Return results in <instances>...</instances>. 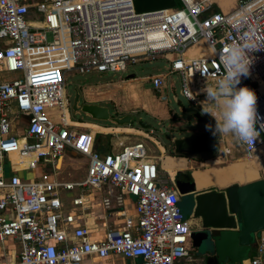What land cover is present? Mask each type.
Masks as SVG:
<instances>
[{
	"label": "built area",
	"instance_id": "1",
	"mask_svg": "<svg viewBox=\"0 0 264 264\" xmlns=\"http://www.w3.org/2000/svg\"><path fill=\"white\" fill-rule=\"evenodd\" d=\"M177 1L180 8L137 13L132 0H0V247L6 240L18 246L0 264H80L110 254L130 264H204L193 255L195 225L180 212L172 175L160 174L140 142L95 151L93 134L71 121L63 90L66 73H118L165 56V73L146 78L150 89L166 101L167 77L175 76L179 96L202 109L203 89L225 74L222 50L236 42L261 48L249 53L250 75L238 87L255 93L264 117V0H235L226 13L210 12L206 0ZM194 45L197 53L188 56L185 49ZM233 138L247 156L264 147V130L253 146ZM66 149L86 160L75 182L57 179ZM85 189H103L104 221L112 211L121 219L120 225L104 223L100 237L84 219L87 196L61 201L63 192ZM125 196L134 199L133 217L121 211ZM245 264H264V230Z\"/></svg>",
	"mask_w": 264,
	"mask_h": 264
},
{
	"label": "rangeland",
	"instance_id": "2",
	"mask_svg": "<svg viewBox=\"0 0 264 264\" xmlns=\"http://www.w3.org/2000/svg\"><path fill=\"white\" fill-rule=\"evenodd\" d=\"M234 1L235 0H227L225 13L232 8ZM207 3H210L211 7L216 10L221 9L218 3L214 0H209ZM176 7L180 8L178 3L176 4ZM197 51V45L188 46L185 49V53L189 55H195ZM168 63L169 58L167 59L165 56H159L153 60L128 65L123 72L118 73H66L64 75L65 84L63 90L71 121L79 123L78 125L90 123L98 127V130H91V134L94 136V143L96 141L98 142L96 144L97 149L101 148L102 151L111 152L112 148L114 150L117 149L118 146L115 143L117 140H122L123 142L133 141L134 143L140 142L147 146L150 145L153 156L156 157L159 156L161 152L172 155L171 137L177 139L181 136L185 137L192 133L205 131L212 134L215 129V119H211L209 114L203 113L202 109H199V111L198 108L191 106L189 102L179 96L178 80L175 76L167 77V88L162 92V94L167 98L166 101H160L157 94L150 89L146 78L160 73H165V67L168 66ZM130 75L132 77H130ZM74 90H76L79 95L77 107H80L83 104H96L103 106L108 109V113L112 117L130 115V124L120 127L108 121H92L83 114H72L70 106L74 97ZM172 97L177 99L179 104H175L172 101ZM196 112L199 113L201 118L204 120L205 125L199 123L197 119L193 117V114ZM137 121L147 123L150 125V128H139L137 126ZM20 123H22L23 126L26 125L27 118L20 117ZM206 125H211L212 131L206 130ZM103 129H129L131 131L110 134L108 139L105 140V138H101L100 134L97 132L99 130L102 131ZM21 130L22 127H18L17 131L19 134L21 133ZM109 138L113 139L110 140ZM231 145H235L233 135H225V141H222L219 138L218 142H216L215 151L206 155H196V157L200 160L202 159L212 162L213 168L223 166L225 163H227L226 165H230L237 160L235 155L224 152L225 150L229 151V146ZM159 148H162V151H160ZM259 151H262V149H257L254 152L255 154L253 153V156H256ZM79 157L80 156H78V154L72 152L70 149H66L63 152V166L66 164V161L72 163L66 168L64 166V173L62 172L63 177H65L66 173L72 175L70 180H76L82 176L84 166L76 164ZM170 158L172 157H165L163 161V165L165 167L168 166L167 159ZM39 167L41 170L45 169V166L43 165H38V170ZM263 168L264 161L261 164V171H258V179L256 180H264ZM160 174H163V172ZM161 176L164 177V175ZM61 201L64 203L67 202L68 199L63 197L61 198ZM192 201L193 199L191 197L184 196L179 198L178 206L185 219H188L191 215ZM67 209V206H65L64 211ZM110 226L111 223L108 222V227ZM211 249L212 245L208 241H204L194 250L193 255L194 257H200L204 261L206 256L211 253Z\"/></svg>",
	"mask_w": 264,
	"mask_h": 264
},
{
	"label": "water",
	"instance_id": "3",
	"mask_svg": "<svg viewBox=\"0 0 264 264\" xmlns=\"http://www.w3.org/2000/svg\"><path fill=\"white\" fill-rule=\"evenodd\" d=\"M132 4L137 13L175 8V0H132ZM78 99L79 95L74 90L70 106L72 114H83L92 121H108L120 127L131 122L130 115L112 117L106 107L96 104L77 107ZM193 117L204 124L199 113H194ZM137 126L141 129L150 128L142 121H137ZM171 146L173 155H206L215 151L216 139L209 132L192 133L172 140ZM173 181L180 196L193 192L189 175H175ZM192 199L190 216L199 220V229L190 233L191 246L196 249L204 241L212 245L204 264H241L246 260L255 246L258 233L264 230V180L232 184L222 192L206 191L196 194Z\"/></svg>",
	"mask_w": 264,
	"mask_h": 264
},
{
	"label": "crops",
	"instance_id": "4",
	"mask_svg": "<svg viewBox=\"0 0 264 264\" xmlns=\"http://www.w3.org/2000/svg\"><path fill=\"white\" fill-rule=\"evenodd\" d=\"M187 55L188 56H192V55H189V54H187ZM205 100H206V96H203V97H200L198 99V102L201 105V102L205 101ZM177 104H179V103H177ZM201 107H202V105H201ZM203 107L206 108L207 105H203ZM199 109L200 108H198V110ZM92 128H95L96 130H98V127L96 125L90 124V123H83L82 126H81V129L84 130V131H90L91 132V130H95V129H92ZM126 131H131V130H129V129H123V130H118V129H113V130L107 129L106 130V129H103L102 131L99 130L97 132H98V134H100L101 138H105V140H106V139H108L110 134H113V133H116V132L121 133V132H126ZM214 137L216 139V142H218L219 138L222 141H225V135H214ZM179 138H182V136L179 137ZM109 139L111 140L113 138H109ZM174 139H175L174 137H171L170 141H172ZM96 143H98V142H95L94 145H93V148H94L95 151L99 152L100 154H106V153L110 152V151H102L101 148L97 149L96 148ZM115 143L118 146L116 150H118V148L120 146H123V145H126V144H130V143H134V142L133 141H131V142H123L122 140H117V142H115ZM233 146L232 145L229 146V148H230L229 149V153L232 154V155H235L237 160H235V162L231 163L230 165H226L227 163H225V165H223V166H218L217 168H215V167L213 168L212 162H210L208 160L197 159L198 157H196V155H195V157L194 156L187 157V156L180 155L181 156L180 157V156H176V155H173V154L169 155V154H165V153L161 152V154L159 156H157V157L153 156L152 150L150 149V145L149 146L146 145V147H147V149L149 151V155L155 161L159 162V170L161 172H167L169 175L171 173L173 178H174L175 175H189V178L191 179V181L193 183V192L186 194L185 197H191V198H193L198 193H202V192H206V191L222 192V191H224L225 187H227L229 185H232V184L242 185V184H238V183H230V184H228L226 186L220 187L217 182H214V183L211 184L212 186H207V187H204V188H201V189H197L195 187L194 180H193V177H192L193 171L194 172H198V171L203 172L205 177H206V176H208L210 174L216 173V171H218V170L226 169L224 167L229 168V167L233 166L234 164L241 163V164H244L248 169H250V170L252 169V171L256 175V178L258 179V171L260 170L261 164H262V163H260L258 161V157H261V158L263 157L264 158V147L261 148L262 151H259L256 154V156H253L255 153L254 154L252 153L250 156H247L239 147L236 146V144L233 145ZM159 150L162 151V148H159ZM113 151H114V149L112 148L111 152H113ZM171 151H172V146H171ZM78 156H80V155H78ZM167 156L168 157H173V158H179V159L183 160L182 166L180 165L178 167H173L171 169H166V168L163 169L162 168V159H165V157H167ZM239 156H241V157H239ZM71 164L72 163H70L69 161H66V164L64 166L66 168L67 166H69ZM76 164L84 166L82 176L79 179L70 180L72 178V175L69 174V173H66L65 177H63L62 172L64 173V166H63V154H62L61 161H60V165H61L60 167H61L62 171L60 169V172H59V175L57 176V179L63 180V181H70V182H75V181H78V180L82 179L84 174H85L86 160L83 157L80 156L79 159L77 160ZM248 164H251L252 166L251 165H250L251 167L247 166ZM14 165H15V167H22L24 165V163L23 162H17ZM209 169L213 170V172L210 173V174H206V172ZM263 171H264V168H263ZM195 175H201V174L200 173L199 174L195 173ZM216 180L217 179H215L214 181H216ZM62 194H63L62 196H64V198H67V199L72 197V196L73 197L77 196L78 194H82V195H85V196L88 197V199L90 201V208L87 211V215L84 217V219L86 218L85 220H86V222H88V224L96 225L99 228L98 237H100L102 235L101 231H102L104 223H106L107 226H108V222L111 223V226L120 225L121 219H120V216L118 214V211H112L110 213V218L108 219V221L107 220L104 221V219H103V212L101 211V209L99 207V203H100L101 197L104 195L103 194V189L98 190V191L97 190H86V189L83 190V191L74 190L72 192H63ZM181 197L182 196H180L179 198H181ZM192 206H193V203H192ZM133 210H134V199L133 198L131 199L130 197H127V196L123 197V207L121 208V211L125 215L133 217L134 216V211ZM100 220H102V221H100ZM192 222L195 225L193 230L199 229V220L193 219ZM252 249L250 250V252L248 254V257L251 255ZM11 250H13L16 253L17 250H18V246L15 243H13L12 240H6L5 243H4L3 251H2V247H0V263H6L10 259H12V251ZM246 260L242 261L241 264H243V263L245 264ZM80 264H130V261L129 260H125V259L121 258L118 255L110 254L105 259H102V260L98 259L96 257H87Z\"/></svg>",
	"mask_w": 264,
	"mask_h": 264
},
{
	"label": "clouds",
	"instance_id": "5",
	"mask_svg": "<svg viewBox=\"0 0 264 264\" xmlns=\"http://www.w3.org/2000/svg\"><path fill=\"white\" fill-rule=\"evenodd\" d=\"M254 45L232 43L227 45L220 55L225 74L218 83L203 89L206 100L201 102L203 113L215 119L213 135H233L238 141L253 146L260 131L264 130V123L260 129L256 128L257 120H264L256 108L257 97L248 87H238L241 77L250 75L252 58L249 53L260 50ZM186 95L194 99L187 87ZM203 105H207L206 108ZM206 130L212 131L211 125Z\"/></svg>",
	"mask_w": 264,
	"mask_h": 264
},
{
	"label": "bare ground",
	"instance_id": "6",
	"mask_svg": "<svg viewBox=\"0 0 264 264\" xmlns=\"http://www.w3.org/2000/svg\"><path fill=\"white\" fill-rule=\"evenodd\" d=\"M209 1V0H207ZM218 3L219 7L221 8V11L225 12L226 11V2L227 0H214ZM228 6V5H227ZM77 126H82V125H77ZM60 161V160H59ZM164 159H162V168L166 169H171L173 167H178L180 166V162L178 158H170L167 159V167L163 165ZM258 161L262 163L264 161V158L258 157ZM243 164L237 163L234 164L233 166L223 169V170H218L216 173L210 174L205 177V175H194L193 180L195 187L197 189H201L207 186H212L211 184L214 182H217L220 187L226 186L230 183H238V184H245L248 182H252L256 180V177H249L247 178L245 176V173L242 168ZM171 175V173H170ZM220 177H219V176ZM217 179L216 181H214ZM213 180V181H212Z\"/></svg>",
	"mask_w": 264,
	"mask_h": 264
},
{
	"label": "trees",
	"instance_id": "7",
	"mask_svg": "<svg viewBox=\"0 0 264 264\" xmlns=\"http://www.w3.org/2000/svg\"><path fill=\"white\" fill-rule=\"evenodd\" d=\"M177 3L179 4V2H178L177 0H175V8H177V7H176V4H177ZM179 6H180V4H179ZM211 11H216V9L211 7L210 12H211ZM96 142H97V141H96ZM96 144H97V143H96ZM176 156H180V155H176ZM180 157H181V156H180ZM224 168H227V167H224ZM242 168H243V171H244L245 176H246L247 178H249V177H256V175L254 174V172H253L252 170L248 169L244 164H243Z\"/></svg>",
	"mask_w": 264,
	"mask_h": 264
},
{
	"label": "flooded vegetation",
	"instance_id": "8",
	"mask_svg": "<svg viewBox=\"0 0 264 264\" xmlns=\"http://www.w3.org/2000/svg\"><path fill=\"white\" fill-rule=\"evenodd\" d=\"M203 125H205V124H203ZM92 129H95V128H92ZM206 132V131H205ZM200 133H203V132H200ZM179 162H180V165H181V163L183 162V160H181V159H179ZM247 166H250V164H248ZM251 167V166H250ZM213 172V170H208L207 172H206V174H210V173H212ZM195 173L196 174H204L203 172H200V171H198V172H194L193 171V173H192V177L195 175ZM173 183H174V181H173ZM184 196H186V195H184ZM184 196H182V197H184Z\"/></svg>",
	"mask_w": 264,
	"mask_h": 264
}]
</instances>
